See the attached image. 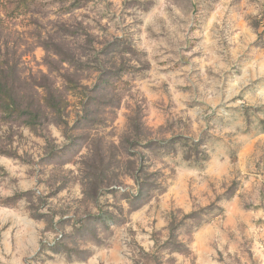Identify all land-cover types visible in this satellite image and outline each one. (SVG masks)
<instances>
[{
	"label": "rangeland",
	"instance_id": "374dc122",
	"mask_svg": "<svg viewBox=\"0 0 264 264\" xmlns=\"http://www.w3.org/2000/svg\"><path fill=\"white\" fill-rule=\"evenodd\" d=\"M24 1L0 64L67 107L0 115V264H264V0Z\"/></svg>",
	"mask_w": 264,
	"mask_h": 264
},
{
	"label": "trees",
	"instance_id": "16d2710c",
	"mask_svg": "<svg viewBox=\"0 0 264 264\" xmlns=\"http://www.w3.org/2000/svg\"><path fill=\"white\" fill-rule=\"evenodd\" d=\"M34 0H25L22 4L23 10L27 11L29 5ZM17 72L15 68H9L0 64V115L9 120H22L24 125L28 127L34 133H38V127H41L42 114L45 119L51 116H62V113L66 109L67 100L57 87L52 86L47 80L44 83H33L27 85L33 91H41L39 99H35L31 103L25 102L23 90L24 84L17 80ZM46 82V83H45ZM140 126V122H139ZM102 160V158H101ZM90 176H96L101 179V183L104 182V176L108 172V167L104 163V159L97 162L96 166H91ZM144 174V170H138L135 175V181L142 189L147 185L144 181H147V175Z\"/></svg>",
	"mask_w": 264,
	"mask_h": 264
}]
</instances>
